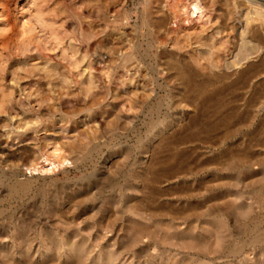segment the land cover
<instances>
[{
    "label": "rangeland",
    "instance_id": "1",
    "mask_svg": "<svg viewBox=\"0 0 264 264\" xmlns=\"http://www.w3.org/2000/svg\"><path fill=\"white\" fill-rule=\"evenodd\" d=\"M199 2L0 0V264H264V24Z\"/></svg>",
    "mask_w": 264,
    "mask_h": 264
},
{
    "label": "bare ground",
    "instance_id": "2",
    "mask_svg": "<svg viewBox=\"0 0 264 264\" xmlns=\"http://www.w3.org/2000/svg\"><path fill=\"white\" fill-rule=\"evenodd\" d=\"M174 1V0H173ZM184 1V0H183ZM254 0H220V3L222 4V6H225V8H229L230 7V9H228V11H227V14H226V12H224L226 15H227V17L225 18V19H228V16L229 15H234V12H235V9L236 8H244V6H245V8H246V15H243L241 18L242 19H244L243 21V24L245 25V30H246V27L248 26V24L249 23H251V21H254L255 20V22H256V19H259V20H257V21H260L261 22V24L263 23L264 24V8L260 5V4H262V3H260V4H258V2L256 3H254L253 2ZM186 2H188V4L187 5H185L184 6V12L185 13H187V15H190V17H195V21H199L202 17H203V15H202V5L200 4V2H199V0H189V1H187L186 0ZM214 4H215V0H209V5L212 7V6H214ZM255 4V7H254V10H255V12L253 13V14H256V17H252V16H249V13H250V11L248 12V9H247V7L249 8V9H251V5L253 6ZM246 5H247V7H246ZM264 6V5H263ZM262 7V8H261ZM207 8V7H206ZM213 9H211L210 8V10L207 8V11H208V13H210V11H212ZM206 12V11H205ZM244 13V12H243ZM252 13V12H251ZM245 14V13H244ZM225 15V16H226ZM224 16V15H223ZM239 17V18H240ZM175 18H177V16H175ZM240 18V19H241ZM166 19H167V17L164 15V14H161L158 18H157V21H156V24H155V27H156V31H157V33H158V35L160 34H165L166 33V30H164L163 28V26H164V24H165V21H166ZM238 19V18H237ZM191 20V19H190ZM170 22V21H169ZM190 22V21H189ZM204 23H206V21H204V22H202V24H204ZM253 23V22H252ZM193 25H194V23H192ZM242 24V23H241ZM243 24H242V26H243ZM259 24V23H258ZM258 24H257V26H258ZM180 25H182V24H180ZM189 25H190V23H189ZM260 25V24H259ZM251 26V25H250ZM264 26V25H263ZM259 29H263L264 27H261L260 28V26L258 27ZM170 30V29H169ZM202 30H203V26H202ZM171 31V30H170ZM243 31V30H242ZM242 31H241V33H242ZM263 31V30H262ZM246 32V31H245ZM249 32H250V30H249ZM261 32V31H260ZM240 33V35H242ZM259 33V32H258ZM263 34H264V31H263ZM256 36H258V34H256ZM9 35H7V36H4V37H2V38H0V45H5L7 42H8V40H9ZM241 37V36H240ZM258 37H261V36H258ZM257 37V38H258ZM253 39H255V38H253ZM264 40V39H263ZM241 41V40H240ZM260 41V40H259ZM182 42V41H181ZM245 42V41H244ZM243 42V43H244ZM246 42H247V40H246ZM255 42L257 43L258 42V40L256 41L255 40ZM240 43H242V42H240ZM238 44L239 46L238 47H241V49L239 48V50H238V47H237V52H239V53H237L236 54V52H235V54L239 57L240 55V58L241 59H243V60H240V61H244V58H246V52H248L249 50L251 51V48L252 47H254V49L252 48V50H253V52H255V49H257L258 47H260L259 45H260V43L258 42L257 43V48L255 47V45L256 44H252V47H250V49L248 48L249 46L247 45V43L245 44ZM248 43H250V42H248ZM263 43V42H262ZM261 43V44H262ZM251 44V43H250ZM249 44V45H250ZM259 44V45H258ZM241 45H247V48L249 49H246L245 47H242ZM261 46H263L264 47V44L263 45H261ZM248 50V51H247ZM236 51V50H235ZM219 51H217V52H215V58H217V59H219L220 58V53H218ZM233 52V51H232ZM257 52H258V50L255 52L256 53V55H257ZM255 53H253L254 54V56H255ZM259 53H261V52H259ZM240 54V55H239ZM249 54H251L252 55V53H250L249 52ZM249 54H247V59L249 58ZM262 54V53H261ZM233 55V54H232ZM236 56V57H237ZM253 56V57H254ZM235 57V56H234ZM236 57H235V59H236ZM237 57V58H238ZM233 58V57H232ZM216 59V60H217ZM247 59H245V61L247 60ZM230 60V59H229ZM232 60V59H231ZM262 60V59H261ZM218 61V60H217ZM223 61V60H222ZM229 62V61H228ZM239 62V60L238 59H236V61L233 59V61H232V65H235L236 63H238ZM263 64H264V60L263 61H261ZM227 63V62H226ZM262 63H260V64H255V63H251L249 66L247 65L246 66V68L248 67V69H246V70H244L243 72H239V73H241L240 74V78L244 81H248V80H246V79H250V78H253V77H257V75L259 74V68L262 66ZM186 64V65H185ZM183 63L181 60H179V59H177V58H171V59H169V61H168V65H169V67L170 68H172V69H174L175 71H176V73L179 75V76H181L185 81H193L194 80V78H193V80H192V77L194 76L193 74H191L190 72H189V70H188V67H187V63ZM228 64H230V63H228ZM239 64V63H238ZM238 64H236V65H238ZM240 64H241V62H240ZM261 65V66H260ZM231 66V65H230ZM230 66H228V67H230ZM258 66H260L259 68H258ZM264 66V65H263ZM262 66V67H263ZM264 68V67H263ZM263 68H261V70L263 69ZM170 71V70H169ZM223 71V70H222ZM262 71H264V70H262ZM262 71H261V73H260V75L262 74ZM192 76V77H191ZM218 76H220V75H218ZM222 76H224V75H222ZM211 80V79H210ZM206 82V81H205ZM210 82V81H209ZM240 82V81H239ZM190 83V82H189ZM235 85V84H234ZM199 87H201L200 89H204V85L203 84H201V85H198L197 86V88H199ZM197 90V89H196ZM201 91H203V90H201Z\"/></svg>",
    "mask_w": 264,
    "mask_h": 264
}]
</instances>
